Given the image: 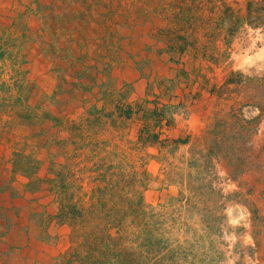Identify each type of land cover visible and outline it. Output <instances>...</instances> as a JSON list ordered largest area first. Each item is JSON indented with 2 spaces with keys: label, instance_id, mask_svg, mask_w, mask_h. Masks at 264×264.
<instances>
[{
  "label": "rangeland",
  "instance_id": "obj_1",
  "mask_svg": "<svg viewBox=\"0 0 264 264\" xmlns=\"http://www.w3.org/2000/svg\"><path fill=\"white\" fill-rule=\"evenodd\" d=\"M0 264H264V0H0Z\"/></svg>",
  "mask_w": 264,
  "mask_h": 264
},
{
  "label": "bare ground",
  "instance_id": "obj_2",
  "mask_svg": "<svg viewBox=\"0 0 264 264\" xmlns=\"http://www.w3.org/2000/svg\"><path fill=\"white\" fill-rule=\"evenodd\" d=\"M29 50V49H28ZM261 53V52H260ZM258 55V54H257ZM29 58H31V57H29ZM253 58V57H252ZM257 58V57H256ZM240 59V58H239ZM241 61L239 62L240 63V65H247V64H249V61H250V58H248V57H243V58H241L240 59ZM257 60V59H256ZM41 68V67H40ZM46 71V70H45ZM48 77V76H47ZM51 78V77H50ZM42 256V255H41ZM30 259V258H29Z\"/></svg>",
  "mask_w": 264,
  "mask_h": 264
}]
</instances>
